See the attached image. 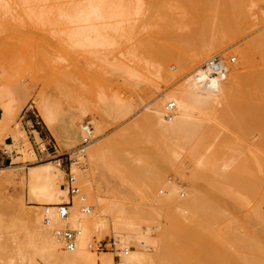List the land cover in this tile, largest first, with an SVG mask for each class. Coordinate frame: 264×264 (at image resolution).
I'll return each mask as SVG.
<instances>
[{
    "label": "bare ground",
    "instance_id": "1",
    "mask_svg": "<svg viewBox=\"0 0 264 264\" xmlns=\"http://www.w3.org/2000/svg\"><path fill=\"white\" fill-rule=\"evenodd\" d=\"M37 1L38 3L40 1V4L41 1H44V4L48 2V0H14V3L17 7H25L34 6V4L36 6ZM49 1L51 2L52 0ZM149 1L60 0L58 3L59 6L55 10L58 17L56 16L57 19L55 21L67 27L68 24L71 26L75 25L73 31H63L64 36L62 37L64 43L68 47H96V49L97 47H106L104 49H107L106 52H103L105 54L109 53L110 50H113L110 52V54H113L116 48L121 50L124 46L125 49L123 51L116 50L119 51V56L113 54L114 58L109 57L110 59H108L107 57L110 54H107V57L104 54L103 59L109 63L114 71L122 74L128 80H133V82L137 80L138 82L140 81L139 83L147 81L156 84L158 81L167 82L175 74H184L187 69H191L193 66H195V70L193 69L194 71H192L191 76L187 77L188 79L154 104L147 115L134 127L117 134L113 138L95 144V141L101 138V133L104 131L106 125L110 123L109 119L123 118L133 109V102L126 99L118 97L116 101L111 103L106 102V100L104 103L103 100V104L99 106L101 109H97V111H101V113L99 112L101 114L99 115L100 117H97V113L96 116L91 114L92 120L90 122L94 125H92L94 127L92 129L93 138L83 151L79 150V143L86 136L84 119L88 112L81 107L76 108L70 113L67 124L63 128V125H60L58 121L56 105H54L49 92H44L34 100L43 121L52 131L60 146L67 150L66 152H74L79 148L80 153H78L80 155L73 156L77 161L75 160L71 163V171L75 176V183L79 187V192L71 194L68 186L63 187L66 179H63L65 171L62 168L60 160L57 159L37 165L33 163L38 160V155L28 139L27 131L21 128L16 129L11 135L12 142H5V150L9 151L14 146L21 147L20 152H22V155L18 157H22L24 161L20 166H28V178L18 177L13 169L5 171L8 168L17 167L13 165L15 164L13 162L9 167L0 168V184L4 181L9 183L19 178V181L21 180L22 182L20 184L24 183L23 185H26L28 198L34 203L30 207L32 209H28L23 202H20L17 207L19 208L18 216L15 215V222L19 228L18 231H23L27 235L25 236L27 237V244L22 241L18 243L19 248L17 253L22 256V261L27 258L29 263L36 264V256H40L39 258H42V261L44 260L48 264H178L180 260V264H264V241L259 240V237H257L259 232L257 231V235L253 231L255 229L252 230L249 225L251 222L253 224L257 222L259 223L258 226L261 224L264 228V211L262 210V205L264 204V177L261 175V177L255 178V173L264 174V137L262 139L264 135V68L255 71L252 69L255 68L253 63L256 52L260 53L261 58L262 56L264 57V33L249 40L245 43L244 47H241V50H238L242 60L241 63L252 71L249 75H240L237 68H229L228 70L229 63L225 72L212 74L210 71L204 69V65L216 55L214 53L222 47V44L226 41L225 39L229 38V40H233L236 36L242 35L251 15H249L248 11L246 13L245 9L242 8L241 0H179L181 3L183 2L181 5L184 4L186 6L179 4L180 8L185 9L187 14L189 13L188 15L185 13L188 18L187 21L185 20L186 24L192 25L191 32L186 33L182 38L184 43L187 42L185 43L186 45L181 39L180 41L183 43L182 46L184 48L186 46V50L187 47H191L192 49H196V52L194 51L195 54L190 58L188 56L183 58L177 55L178 69L172 72L168 67L166 69L162 63L156 64L147 58V61H144L143 59L145 58H143L144 56L141 53L138 55L142 56V60L137 56L139 49L144 48V52L141 50L142 53L156 54L160 52L158 50H165L166 46H164L165 49L162 48L163 45L158 44L157 46H161L160 48L158 47L159 49L155 45L150 48L146 46L140 48L136 41L138 49L137 46L135 47L136 42H132L134 44V46L132 45L133 48L128 44L136 31V26H132L135 24L132 23L131 19L145 14L146 19L145 16H142V21L145 23L149 14L146 13ZM158 1L160 3L161 0H157L155 5L153 2L152 7L156 6V4L160 5ZM164 1H161V6ZM33 6L31 9L36 19L38 18L44 24L51 22L50 19L54 17L52 16L51 18V14L55 12L51 13L53 12L51 9L47 10L45 8L43 11L36 12ZM17 7L10 5V8L14 11L17 10ZM161 11L163 12V10ZM172 13H167V17H165L166 14L164 13L165 18L162 17L164 20L160 19V21H164L168 26L169 23L167 24V22L169 20L167 22L165 20L169 16H172L171 24L169 25L175 24L174 22L176 20L178 22V18L180 17L177 19L173 18L175 12ZM150 15L151 13L149 14V20L145 24L152 19ZM160 21L158 20L155 25ZM126 22L130 23H128L129 26ZM164 23L160 22V24ZM101 24L103 26L107 24V26L102 27ZM139 26L141 25L139 24ZM159 26L162 28L163 25ZM105 27L111 28L116 33L114 39H111L108 34H104L103 28L106 29ZM170 27L168 26V28ZM172 29L173 27H171ZM171 30L168 29L164 34L173 38L176 33H174L175 30ZM217 31H219L217 36L219 33L224 32L225 34L223 33L224 35L211 38L213 33L216 34ZM205 34L211 35L208 37ZM168 36H165V38L168 39ZM202 38L205 40L209 39V42L202 43ZM227 42L229 41L227 40ZM181 43L178 44L181 45ZM146 44L147 42L144 45ZM107 46H115V48L112 49V47L109 48ZM141 46L143 45L141 44ZM162 53L161 57L164 60L175 56V53L169 49ZM217 55L221 54L217 53ZM207 59L208 61L206 62ZM141 62L145 64L141 65ZM204 62L205 64L202 67ZM133 63L141 65L145 71L140 69V67L136 68ZM228 75H230L229 80H227ZM15 81L12 74L0 73V106L2 109V115L0 116V143L3 141L1 139L2 135L21 115L30 97L29 89L24 87L26 85L23 86L24 83L22 82V84L21 81L17 84ZM105 98H101L100 100ZM164 102L172 106L170 111L166 112L164 110ZM219 106L223 107L221 109L223 112L218 114ZM208 122H214V129H209L210 126L206 124ZM224 123L245 132L246 136H248V133L253 135L257 130H262L263 132L258 131L262 134L260 133V137L257 139V141L262 143L261 149L263 150L260 149L262 152L259 150V153L255 157L253 156V158L245 157L238 161L231 159L229 163L221 165L218 161L220 157L217 151L223 144L220 141L221 139H219L220 142L216 140L220 138L221 130L219 131L218 128L220 124ZM36 135L37 138H41L37 131ZM215 135L218 137L215 138ZM138 136L146 142V145L145 150L140 151L141 157L136 159L135 165L130 167L128 163H125L126 169H122L120 165L113 166L112 162L115 161L117 154L121 151L129 153L130 151L138 152ZM208 144L214 145V147L212 146L214 152L212 151L213 154H209L205 158L204 151L200 152V149L206 148L205 146ZM87 147H89V150H87ZM43 150H45V147H43ZM183 151L185 152L184 154ZM207 151L210 152V149H207ZM201 153H203V156H199ZM156 155L163 160L160 167L156 165ZM84 156H87L86 159L92 168H90L91 172L82 169ZM170 156L174 157L175 160L180 159V161L182 158H190L192 162L195 161V163H192L195 164L194 168L199 165V171L201 167V170H204L203 166L205 165L215 168H212L215 173L212 171L211 176L208 172L209 181L206 185L205 183L202 184L203 182L200 185L197 181L193 185L194 188L195 184L196 186L200 185V188H205L202 186H207L208 184L207 190L202 194H193V192L191 195L185 190L187 185L184 182L183 184L181 183L186 178L185 167H182L181 170H175L177 175L181 176V181H169V178L163 172V166L165 169V166L168 165L166 162L167 157ZM222 158L224 159V157ZM183 159L181 163H184ZM62 180L64 183H62ZM16 181L18 180L16 179ZM191 185L190 183L189 186ZM161 188L164 189L163 195L160 194ZM81 189H84L88 193L90 200L86 192L84 193ZM225 197L226 199L228 197L229 199L231 198V200H227V204L228 202H233L231 203V207H233L231 209L232 212L238 206L246 208V212L243 211L246 213L245 219L241 218V221L230 226L223 235L212 233L211 237L206 238L201 232L188 226L192 225V223H195L194 225L201 223L202 227L205 221L218 220L220 218L219 210L225 205L223 203H226ZM141 200L143 202H145L144 200H149V203L147 202L148 205H145L146 202L141 203ZM69 201H72L70 213L67 217H62L59 213V206L61 203ZM170 204H174L175 207H177V204L179 206L182 205V209L178 207L179 210L181 209V212H178L176 208V213L181 214L178 215L186 221L185 223L190 222V224L183 226V231L186 232V235L190 233L192 237L189 234L187 236L188 241L182 240L186 242L185 246H188L187 243H189L188 247L191 248V251L190 249L187 251L186 247L184 250L187 252H183V254L180 250L177 253L178 250L177 248L175 249L177 242L181 241L182 237V233H179L181 229L178 225L179 216H177L179 219L175 216L170 222L171 226H166L167 228L164 227L163 221L162 223L160 222L162 218L159 216L162 215L164 217L162 208ZM227 204L225 208L228 206ZM184 208L186 210L183 211ZM168 217H166V220ZM158 218L161 220L159 221ZM170 220L171 218L169 217L168 221ZM245 220H247V223L249 222L248 225H245ZM0 224L2 223L0 222ZM240 226H245V229L249 230V232H246L248 233V239L244 238V235L242 236L237 233L240 229L235 231L237 227L241 228ZM63 228L79 231L75 238V247L72 250L66 247L64 238L58 233ZM164 228L167 229V234L170 232V235L166 234V239L163 238V234L166 233L163 232L165 231ZM104 232H110L114 240V246L110 250L106 249L107 251L105 249L98 250L97 248L100 236ZM260 232L262 233V231ZM178 234H181V237ZM251 239H254V241ZM230 243L235 244L239 250L249 247L254 252L251 254L248 252L249 255L246 256L240 255V253L234 252L236 249L234 250L231 249V246L229 247ZM181 245L180 243L177 247L180 248ZM203 245L205 246L202 247ZM25 247L30 251L28 250L27 252ZM202 248H205V250ZM197 249H202L203 251L199 252ZM114 251L117 252L116 255H114ZM28 253H30L29 256ZM191 254L193 257L195 256L194 260L190 258ZM116 256L119 258L118 260L115 259ZM182 260L188 263H183Z\"/></svg>",
    "mask_w": 264,
    "mask_h": 264
},
{
    "label": "rangeland",
    "instance_id": "2",
    "mask_svg": "<svg viewBox=\"0 0 264 264\" xmlns=\"http://www.w3.org/2000/svg\"><path fill=\"white\" fill-rule=\"evenodd\" d=\"M53 1L54 0H52L50 2L48 0V2H46V4H48V3H52V4H50V5L48 4L47 6H46V4H44L45 3L44 1H41V4H40V1H39V3L37 1L36 6H35V4H34V6L33 5L32 6L36 12L43 11V9L45 8L47 10L51 9L53 11L51 13H54L55 10L57 9V7L59 6L58 3L60 0H57V1L55 0L56 2L55 1L53 2ZM161 1H163V0H161ZM161 1H160V3L158 1V3L160 5L156 4V6H153V7H152L153 2L155 5V3H157V0H153V1L150 0L149 1L150 3L147 4L148 6L146 8L148 10L146 9V13L147 14L151 13L150 17L152 18L147 24H145V23L149 20V14H148V19H147V21H145V23H144V21H142V16H145V14L141 15V17L135 16L131 19L132 23L135 24L132 26H136V28H135L136 31L132 37L130 36L131 40H133V41L129 40L131 42V44H130V42L128 44L132 47V45L134 46V44H132V42L137 41L138 46L140 48L141 47L143 48L145 46L150 48L151 46H154V45L157 46V44L161 45V46L163 45L162 48H164V46H166L167 48L166 49L164 48L165 50L169 49L170 51L175 53L174 54L175 56L171 59H168V60L167 59L164 60V58L161 57L162 56L161 54H163L162 52L165 50H163V49L158 50L161 53L158 52L156 54H151L148 52L142 53L141 50H143V52H144V48L139 49L137 46V42L135 43V47L137 46V48L139 49V51L137 52L138 58L140 57L139 59L142 60V58H141L142 56L138 55L139 53H141V55L143 54V56H144L143 58H145V59H143L144 61L145 60L147 61V59H148L149 61L154 62L156 64L162 63V65H164V67L166 69L168 67V69H170V71L174 72L178 69V66H177V61H178L177 57L178 56L183 57V58H186L185 56H188V58H190V57H192L193 54H195L194 51L196 49H192L191 47L190 48L187 47V50H186V46H185V48H184V46H182V44L184 43V41H182V38L185 36L186 33L191 32L192 25L186 24L187 22H185V20L186 21L188 20V18L186 17V14H187L185 12L186 10L185 9L183 10L182 8H180V5L183 2L181 3V1H179V0H172V1L168 0L169 2H167L165 0L164 2H167V3L162 2V6H161ZM241 1H240L242 3L241 6L242 5L244 6V7L242 6V8L245 9V12L248 11L250 13L249 15H251L249 22L245 26V28H246L245 31L242 33V35H240V36L238 35V37L236 36L235 39L233 38V40L232 39L229 40V38L225 39L226 41L224 40L225 42L222 44V47L219 48L216 51V53H214V54L217 55V53H218V54H221L227 58L234 56L236 58V60L233 63H229L228 70H229V68H231V69L237 68L238 73L240 75L244 76L247 74L249 75L250 72H252V71L249 70V68H246L243 66V64L241 63V61H242L241 56L239 55L238 50L239 49L241 50L242 49L241 47H244L245 43L248 42L249 40L253 39L256 36L258 37V35L260 36L262 33H264V0H241ZM14 4H15L14 0H0V63L3 67H5L11 71V73L14 77V81L16 79L18 80V81L17 80L15 81L17 84H19V82L21 81V83L22 82L24 83V84L22 83L23 86L26 85L24 87L29 89L30 97L25 104L23 112L15 121L16 123L13 122L11 124L10 128L8 130H6L4 132V134L2 135L1 139L5 142H12L11 135H12V133H14L16 131V129L21 128V129L26 130L30 143L32 144L35 151L38 153L37 154L38 160L36 162H33V163H35L37 165V164H42V163L57 160V159L60 160V162H62V168L65 171L63 179H65V177H66L67 169H68V166H69V163L71 160L70 159L71 155H72V157L73 156L75 157V155H78L80 153L78 150L79 148L77 150H75L74 151L75 153H74V152H66L67 150L63 149L60 146L57 139L52 134V131L49 129V127L43 121L39 109L36 108L37 104L34 103V100L36 98H38V96H41L46 91L49 92V94L51 95V98L53 100L54 105H56V114H57L58 121H59L60 125H63L62 126L63 128L67 124L68 117H69L70 113H72V111L78 107H81L83 110L88 112L87 116L84 119V124H85L86 120H89V121L92 120L91 114H93L95 116L98 114L97 117H100L99 115H101V114H99V112L101 113V111H97V109L98 110L101 109V107L99 108V106H101L103 104V102H102L103 100H104V103H105V100H106V102L111 103V102L116 101L117 98L119 97L121 99H126L130 102H133L132 103L133 109H131V111L129 112V114L127 116L120 118V119H109L110 123H108L106 125L104 131H102L101 136H100L101 138L99 140L95 141V144H98L100 141H104L106 139L113 138L117 134H120V133L126 131L127 129L132 128L136 124H138L147 115V113L153 107L154 104H156L158 101L163 99L167 93L171 92L173 89L178 87L181 83H183L186 79H188L187 77L191 76L192 71L195 70V66H193L192 68L190 67L191 69H187L186 72H184V74L183 73H178L177 75L175 74V76H173V78L168 80L167 82L157 80L159 84L158 83L154 84V83L147 82V81L146 82L141 81V83H139L140 81L138 82L137 80L133 82V80L132 81L128 80V79L124 78L122 74L114 71L110 67L109 63L106 62L105 59H103L104 58L103 55L105 54L103 52H106L107 49L104 50L106 47H97V49H96V47L95 48L94 47H78V46L77 47L76 46L75 47H68L63 41V37H62V36H64L63 31L64 30L65 31H73L75 29V27H74L75 25L71 26L68 24V27H67L66 25L61 24L60 22L57 23L58 21H55L58 17L56 12L54 13L55 15L51 14V18H52V16H54L52 19H50L51 24L50 23L44 24L38 18L36 19V17L34 16V13L32 12V9H31L32 6H25V7L18 6L17 7L16 4L15 5ZM177 4L178 5L180 4V5L178 6ZM10 5L12 7H17V10L14 11L13 9H11ZM181 6H185V5L183 4ZM151 7L153 10L151 9ZM167 7H169L170 9ZM160 9L163 10V12ZM10 10H12V11H10ZM148 11H150V12H148ZM165 11L166 12L169 11V12H167L168 14L175 12V15L173 16V18L177 19L178 17H180V18H178L179 19L178 22L175 19L176 22H174L175 24H173V25H169V24H171L170 22L172 20V18H171L172 16H169L168 18H166L165 21L167 22V20H169L167 22V24L169 23L168 26L173 27L172 30H171V27L168 28V26L164 23V21H160V19H162V17L165 18L168 16V14ZM158 12H159V14H158ZM176 12H177V15H176ZM248 12H246V13H248ZM162 13H163V16H162ZM164 13L166 14L165 17H164ZM184 14H185V16H184ZM146 18L147 17L145 16V19ZM157 19L161 23L163 22L164 24H160V22H159L157 24L158 26L155 25L158 22ZM156 20H157V22H155ZM162 20H164V19H162ZM153 21H154V23H153ZM141 22H142V24H141ZM126 23L128 24L129 22H126ZM176 23H178V24H176ZM129 24H128V26H129ZM139 24L141 26H139ZM101 25H102V27H104L105 25L107 26V24H104V26H103V24H101ZM159 25H163L164 28H168L171 31L175 30L174 33H176V34H174L173 38L168 36V35H165L164 32L167 31L168 29H164L163 26L161 28V26H159ZM156 28H157V30H159L158 31L159 35H158ZM103 32L106 35L108 34L111 39H114V37H116V33L113 32L111 30V28L109 29V27H107L106 29L103 28ZM218 32L219 31H217L216 34L213 33V36H211V38H213V37L215 38V37H218V36L225 34L223 32L224 34L219 33V35L217 36ZM164 35L166 37L168 36V39H166ZM205 35H207V34H205ZM205 35H204V38H205ZM210 35L209 36L207 35V36L210 37ZM59 38H60V40H59ZM180 39L183 43H181ZM205 39H203V38L201 39L202 43L209 42V39L208 40H205ZM227 40L229 42H227ZM145 42H147L146 45H144ZM178 43L179 44L181 43V45H179ZM185 43H187V42H185ZM64 44H65V46H64ZM141 44L143 46H141ZM129 45H128V47H129ZM62 46L64 47V50H63ZM188 46H190V45H188ZM107 47H109V46H107ZM111 47H112V49L115 48V46H111ZM111 47H109V48H111ZM131 47H129V48H131ZM135 47H134V49H136ZM158 47L159 46H157L156 48H158ZM99 48H101V49H99ZM124 49H125L124 46H123V49H121V50L116 48L114 50L113 54L114 55L116 54L119 56V53H118L119 51H116V50L123 51ZM153 49H155V48H153ZM108 50H110V49H108ZM112 51L113 50H110V52H112ZM96 52H99V53H96ZM110 52L107 54L109 55ZM107 54H105L104 56L107 57ZM113 54H110L107 58L108 59H110L109 57L114 58ZM159 54H160V56H159ZM254 56H255L254 57V63H256V64L253 63L255 68H252V69L254 71L255 70H262L264 68V57L262 56V53H261L262 58L260 57V53L258 54L257 52ZM100 60H101V62H100ZM262 60H263V63H262ZM207 61H208V59L206 60V62ZM103 62H105V63H103ZM141 63H142L141 65L145 64L144 62H141ZM204 64H205V62L202 64V67ZM133 65L136 68H139V67H140V69L143 68L141 65H137L136 63L135 64L133 63ZM143 71H145V70H143ZM229 77H230V75H228L227 80H229ZM253 89H255V88H253ZM102 95H104L107 99ZM101 98H105V99L100 100ZM166 105H167V103L164 102L163 103L164 110L166 112L170 111L172 109V106H170L169 104L167 106ZM222 108H223L222 106L218 107V111H217L218 114L223 112V110H221ZM1 113H2V110L0 109V114ZM206 124L210 126L209 129H214V122H208ZM92 125H93V123H92ZM93 129H94V127H93ZM37 130H39L41 132L43 139L36 137L37 136L36 135ZM218 130L219 131L221 130L220 135H219L220 138H218V140H216V141H218V142L221 141L223 144V146L219 147V149L217 151L218 156L220 157L218 161L220 162L221 165L225 164L227 162L229 163L231 161V159L238 161V160H241L242 158H245V157H252L253 158V156L255 157L257 155V153H259V150L262 148V143L257 141V139L260 137V133L263 132L260 129L259 130L261 132H258L259 130H257L256 132H255V130H253L255 132L253 135H255V136H253L251 133H248L247 134L248 136L251 134L249 137L246 136L245 132L240 131L239 129H237L236 127H234L230 124H225V123L220 124ZM251 131H252V129H251ZM256 133H258V134H256ZM218 134L219 133L217 131V135ZM217 137L218 136H216L215 138H217ZM263 137H264V135L262 136V139H263ZM137 139H138V146H137L138 152L130 151V153H129L127 151H121L120 153L117 154V156H116L117 158L115 159V161L112 162L113 166L120 165V166H122V169H126V166H124L125 163H128V166L130 165V167L135 165L136 159L141 157L140 151H144L145 145H146V142H144L139 136L137 137ZM219 139H221V140L219 141ZM81 142L82 141H80L79 145L81 144ZM212 146L214 147L213 144L212 145L208 144L205 146L206 148H203L204 150L200 149V152L204 151V157L206 156L205 158H207V155L213 154L212 153V151H213ZM0 147H3V145L0 144ZM43 147H45V150H43ZM89 147H87V150H89L88 149ZM13 148H11L9 150V152L7 153L11 156V160H8L7 162H5V164H0V168L1 167H9L14 162L15 164H13V165L17 166V167L8 168L5 171L13 169V170H15V173L18 175V177L19 176L25 177V179H27L28 178L27 173L29 171L28 170L29 168H28V166L21 167L20 164L24 160L22 159V157H18V156L22 155V152H20L21 147L20 146H14ZM142 148H144V149H142ZM207 149L208 150L210 149V152L207 151ZM261 150H263V149H261ZM1 152H3L2 148H0V154H2ZM184 153L185 152L183 151V154ZM202 154L203 153H201V155H199V156H203ZM197 156H198V154H197ZM222 157H224V159ZM40 158H42V160H40ZM86 158H87V156H84V160H82V164H83L82 169H84L88 172H91V170H90L91 166H90V164ZM182 159L180 161V159L175 160V158L172 156L167 157L166 162L168 165L165 166V169L163 166L164 174H166V177L169 178V181L179 182V181H181V178H180L181 176L179 177L177 175L176 171H177V169L181 170L182 167H185L186 171L185 170L184 171L186 172L185 173L186 178H185V180L183 179L184 181L181 182L182 184L184 182V184H186L188 186L187 187L186 185H184V186H186L185 190L190 195L193 192H194L193 194L204 193L207 190L206 187L208 188V184H207V186H205L206 183H208V181H209L208 172H209V175L211 176V173H212L213 169H215V168L210 167L208 165H205V166H203L204 170H201L202 167L200 166L201 169L199 171L198 170L199 165L197 164L198 166H196V168L197 167L198 168L196 170V168H194L195 164H192V163H195V161L192 162V160L190 158H187V159H183L184 163H181V162H183ZM75 160L76 159H73L72 163ZM189 160H191V161H189ZM155 161H156V165L158 167H160V164H162L161 162L163 160L161 157L156 155ZM121 163H123V164H121ZM35 164H32V165H35ZM182 164H184V165H182ZM193 169H194V171H193ZM191 173H193L195 175H193V174L191 175ZM213 173H215V172L213 171ZM261 175H262V177H264L263 173L262 174L255 173V178L261 177ZM205 176L206 177L208 176L207 177L208 180ZM188 177H190V178L188 179ZM191 177H192V179H191ZM16 179L18 181H16ZM16 179H14L15 181L12 180L13 182L10 181L9 183H7L6 181H4L2 184H0V222L2 223V224H0V264H32V263H29L27 258H26L27 261L26 260L22 261V259H23L22 256H20L19 253H17L18 248H19L18 243L20 241L27 244V241H26L27 237H25L27 235L23 231H18L19 228L17 227L16 222H15V220H16L15 215L18 216L19 208H17V207L19 206L18 204H20V202H23L26 205L25 207L28 209H32L30 207L33 206L34 203L32 202V200H30L28 198L29 196L26 193V187H25L26 185L24 186L23 185L24 183L20 184L22 182H21V180L19 181V178H16ZM146 181L148 182V180H146ZM187 181H189V182H187ZM196 181H197V183L199 182L200 185L205 183V185L202 186L205 188H200L199 187L200 185L196 186V184H195V188H194L193 185H194V183H196ZM205 181H207V182H205ZM64 182L62 180V183H64ZM190 183L192 184L191 186H189ZM182 188H183V186H182ZM81 190L84 193L86 192L84 189H81ZM163 190L164 189L161 188L160 194H162ZM163 194H164V192H163ZM86 195L88 196L87 192H86ZM18 198L20 199V201ZM21 199H22V201H21ZM88 199L90 200L89 196H88ZM139 199H138V201H139ZM225 199H226V197L224 198V200ZM228 199H229V197L226 199V203H223V204L226 205ZM142 200L140 202L141 203L146 202L145 205L147 204V202L149 203V200H144L145 202H143ZM229 200H231V198ZM181 203H183V202H181ZM229 203L231 204L233 202L232 201L228 202V204H227L228 206H226V208H225V205L220 208V210H219L220 218L218 220L211 221V222L205 221V223H203L204 225L202 227H201V223L199 225L198 224L194 225L195 223L193 224L191 222L193 225L192 226V225H188V224H190V222L185 223L186 221H184V219H181L182 217L179 216L181 214L176 213V208H177L178 212L179 211L181 212V209H182L181 204H180L181 206H179L177 204V207H175L174 204H170L171 206L165 205V207L162 208L163 209L162 213H163L164 217H162V215L159 214L160 215L159 217H161L162 220L160 218H158V219H159V221L161 220L160 221L161 223L163 221V224L165 225V226L163 225L164 227H166V226L170 227L171 226L170 222L173 220V218L175 216L176 217L179 216V218L181 217L180 220L182 223L180 222V220H178L179 219L178 217H177L178 218L177 220H178V225L181 228L179 233L181 232L182 237H183V238L181 237V234L180 235L178 234L181 237L182 242L181 241H179V242L182 245L180 248H178L177 246H179L180 243L176 241L177 246L175 247V249L177 248V250H178V251L176 250L177 253L180 250V252L183 254V252L186 253L189 249L191 251V248L188 247L189 243H187L188 246H185L186 242L184 240H182V239H185L186 241H188L187 236H189V234H190L189 233L186 235V232L183 231L184 230L183 226H185V225L191 226V228H194L196 231H199L203 235H205V238H206V237H211L212 233H217L218 235L219 234L223 235L230 228V226H233L237 222L241 221V218H243V219L246 218V213H244V212H246L245 207H243V206H242V208L240 206L235 207L234 212H232L231 209L233 207H231L232 204L230 205ZM178 207H181V209L179 210ZM184 207H186V206H184ZM186 208H184L183 211L186 210ZM262 210L264 211V204L262 205ZM16 212H17V214H16ZM160 213H161V211H160ZM167 216H169L171 218L170 221H168L169 217L166 220ZM244 223H246L245 225H248L249 222L247 223V220H245ZM258 224L259 223H257V222H255V224H253V222H251V224L249 223V225L251 226V229L252 230L255 229L253 231L256 232L257 235L259 232V235L257 237H259V240H261L263 242L264 241V235H263L264 234L263 233L264 228L262 227L261 224H260V226H258ZM240 227L241 228L237 227L235 231L240 229L239 231H237V233L242 235V236L244 235L243 237L248 239L249 238V237H247L248 233H246V232H249V230L245 229V226H243V227L240 226ZM164 230L165 231H163V232H166V233L163 234V238L166 239L167 229L164 228ZM260 231H262L263 234ZM108 233H110V232H104L100 236L99 240L104 239V238H108V236H111V233L110 234H108ZM168 234L170 235V232H168ZM190 236H191V234H190ZM167 237H169V236H167ZM1 239H3V240L1 241ZM251 240L254 241V239H251ZM178 243H179V245H178ZM204 246L205 245H203L202 247H204ZM230 246H231V249H234V250L236 249L235 251L233 250L235 253L236 252L240 253V255L246 256V255H249L248 252H250V254L254 252V250H251L252 248H249V247L244 248L242 250H239L235 244L230 243L229 247ZM186 247H187V249H186ZM93 249H94V247H93ZM184 249H186L187 251H185ZM202 249L205 250V248H202ZM202 249H197V251H199V252L203 251ZM25 250H27V252H28L29 249L27 247H25ZM105 251H107V250H105ZM30 253H28V256L30 255ZM116 254H117V252L114 251V255H116ZM117 256L115 257L116 260H118L120 258V256H118L119 258ZM39 257L36 256V259H35L36 264L37 263L38 264H48V263H45L44 260L42 261V258H39ZM19 258H20V260H19ZM190 258L192 260H194L195 256L193 257L191 254ZM9 261H10V263H9ZM180 261L178 264H180ZM182 262L184 263L185 261L182 260ZM185 263H188V262L186 261ZM188 264H190V263H188Z\"/></svg>",
    "mask_w": 264,
    "mask_h": 264
},
{
    "label": "built area",
    "instance_id": "3",
    "mask_svg": "<svg viewBox=\"0 0 264 264\" xmlns=\"http://www.w3.org/2000/svg\"><path fill=\"white\" fill-rule=\"evenodd\" d=\"M233 62H235L234 56L227 58L223 55H215L213 56V58L209 60L207 64L204 65V69L210 71L212 74L223 73L226 71L228 63H233ZM84 127L86 131V136L82 140V143L80 144V149H79L80 151L81 150L83 151L85 149V146L92 140V129H93L92 123H90L89 120H86ZM70 159L71 160L65 177L66 181L63 184V187L68 186L70 193L75 194L79 192V187L75 183V176L71 171V163L72 160L74 159L72 155ZM71 204L72 201L60 204L59 213L62 217H67L69 215ZM78 232H79L78 230L71 228H63L58 231L59 235H61L64 238L66 247L70 250H72L75 247V238ZM113 246H114V240L111 236H108V238L101 239L100 241H98L97 244L98 250L111 249Z\"/></svg>",
    "mask_w": 264,
    "mask_h": 264
},
{
    "label": "crops",
    "instance_id": "4",
    "mask_svg": "<svg viewBox=\"0 0 264 264\" xmlns=\"http://www.w3.org/2000/svg\"><path fill=\"white\" fill-rule=\"evenodd\" d=\"M0 73H3V74H12L11 71L9 69L3 67L1 65V63H0ZM0 109H1V106H0ZM1 115H2V113L0 114V116ZM37 131L40 134L41 139H43V136L41 135V132L39 130H37ZM0 144L3 145V147H0L3 150V152H1L2 154H0V164H5V162H7L8 160H11V156L9 154H7L9 151H6L5 150V141H2ZM40 160H42V158H40Z\"/></svg>",
    "mask_w": 264,
    "mask_h": 264
}]
</instances>
